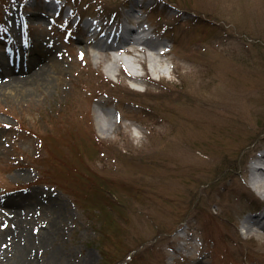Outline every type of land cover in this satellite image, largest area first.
<instances>
[{
    "label": "rangeland",
    "instance_id": "obj_1",
    "mask_svg": "<svg viewBox=\"0 0 264 264\" xmlns=\"http://www.w3.org/2000/svg\"><path fill=\"white\" fill-rule=\"evenodd\" d=\"M65 1L106 20L132 8ZM146 1L141 17L168 52L131 58L149 75L133 86L112 50L64 21L69 9L36 22L40 0H0V64L29 41L51 42L64 66L48 93L0 94V253L17 214L30 230L60 232L52 249L35 240L39 262L54 250L51 264H264V231L243 227L264 205V178L253 184L248 171L264 148V0ZM98 187L119 207L109 211Z\"/></svg>",
    "mask_w": 264,
    "mask_h": 264
},
{
    "label": "bare ground",
    "instance_id": "obj_2",
    "mask_svg": "<svg viewBox=\"0 0 264 264\" xmlns=\"http://www.w3.org/2000/svg\"><path fill=\"white\" fill-rule=\"evenodd\" d=\"M131 16L132 14H128L127 18ZM22 17L23 15H18L17 12L13 10V14L11 15L10 19L13 20V23H15L16 21H20ZM32 18L33 20H36V22H38L46 20L47 17L40 14H33ZM131 40L133 39L128 40V42H130ZM77 41L79 43L81 42V44L83 43L85 46L88 43L87 41H85V39L80 37L77 39ZM128 42L124 41L119 44H107L100 40H93L92 48L94 50H100L103 48L105 50H124ZM133 42L134 41H132V43ZM26 43L30 44L29 41ZM140 44L143 45L147 50H149V52H153V54L159 53L158 47L159 45H162L152 40H144L143 42H140ZM51 46V49L44 50L46 53L43 55L39 54L38 57L30 56V59L25 62V68L19 67V69L16 70L18 68L17 66L13 68L9 67L7 63L4 64L2 69L0 70V94L4 93L6 90H9L11 91V95L13 98H15L17 101H21L23 98H28L29 96L33 95L34 89H39L42 93H48L49 91H51L54 85L52 77L55 76L56 78H58V80H60L61 75L64 71V66L60 61L58 51H54V46ZM43 48L44 46L38 44L35 45L33 49L31 48V52L40 53ZM151 53L146 54L145 52H143V56L148 58L150 62H152L153 60V55H151ZM35 57L37 58L34 59ZM118 60V57H113L114 62H118ZM141 65L145 68L146 63L142 62ZM154 66H150L151 71L157 69V67L155 68ZM21 73L26 75H21ZM143 76L149 78L147 71L144 72ZM106 118L107 117H105V119ZM99 127L100 131H106L110 129L108 124L100 125ZM248 171L250 172V178L252 180L251 183L253 184H256L253 180L255 176L260 175L264 178V172L256 170L252 166L249 167ZM36 199L37 198L35 197L34 200ZM22 202L26 201L23 199ZM255 216L259 218H245L243 227L246 229V231H255V227L260 228L264 231V222H261L264 221V214L256 213ZM9 222L10 226L6 228L4 232L9 233V236L11 237L6 243L7 245L3 247L4 251L0 253V264H51L53 262L52 259L57 257V254L53 256L54 250L49 253V258H45V260L42 262L40 259L39 262V259L36 258V255H34L35 257L33 255L31 256L30 249L32 247H35V245L37 244V241L35 240H38V244L40 243L42 246H49L52 249L55 236H58L60 234V232H58V228H55V226L51 225L47 229L43 228L40 233L38 232V230H30L27 222L21 220L17 214L13 217H9L7 221L8 225ZM37 229H39V227ZM56 253L58 252L56 251Z\"/></svg>",
    "mask_w": 264,
    "mask_h": 264
},
{
    "label": "trees",
    "instance_id": "obj_3",
    "mask_svg": "<svg viewBox=\"0 0 264 264\" xmlns=\"http://www.w3.org/2000/svg\"><path fill=\"white\" fill-rule=\"evenodd\" d=\"M66 172H67V174H69V175H72V176H68V177H70V179L71 178H74L75 176H77V178H75L74 179V181H76L77 182V180H78V178L79 177H81V178H83V179H85V180H87L88 181V183L90 184V183H94V181L92 180V179H90L89 177H90V175H87L86 173V171L84 172L83 170L81 171H77V169H76V167H75V165H66V168H63ZM65 171H62V173H63V175L65 174ZM76 173H78V174H76ZM99 191V193H97L96 195L98 196V195H100V196H102L103 197V199H105L106 200V202L105 203H107V205L109 206V208H110V210L109 211H114L115 210V208H117V207H119V206H117V201H115V200H112L111 198L112 197H108L107 195H105L104 193V191L103 190H101V188L100 187H98L97 188V192ZM99 197V196H98ZM101 201V200H100ZM98 209H99V211L101 210L100 209V207H98ZM107 210V209H106ZM108 211V210H107ZM109 211L107 212L108 214H109ZM102 254H103V250H102Z\"/></svg>",
    "mask_w": 264,
    "mask_h": 264
}]
</instances>
